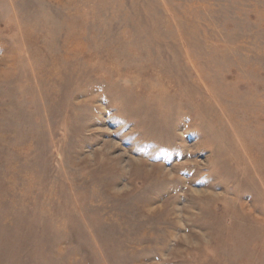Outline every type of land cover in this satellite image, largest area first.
I'll use <instances>...</instances> for the list:
<instances>
[{"label":"rangeland","instance_id":"374dc122","mask_svg":"<svg viewBox=\"0 0 264 264\" xmlns=\"http://www.w3.org/2000/svg\"><path fill=\"white\" fill-rule=\"evenodd\" d=\"M0 264H264V0H0Z\"/></svg>","mask_w":264,"mask_h":264}]
</instances>
